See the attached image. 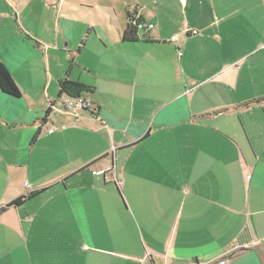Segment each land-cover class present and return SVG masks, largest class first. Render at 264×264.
<instances>
[{
    "label": "crops",
    "instance_id": "crops-1",
    "mask_svg": "<svg viewBox=\"0 0 264 264\" xmlns=\"http://www.w3.org/2000/svg\"><path fill=\"white\" fill-rule=\"evenodd\" d=\"M31 1L0 33V264H264V0Z\"/></svg>",
    "mask_w": 264,
    "mask_h": 264
},
{
    "label": "trees",
    "instance_id": "trees-1",
    "mask_svg": "<svg viewBox=\"0 0 264 264\" xmlns=\"http://www.w3.org/2000/svg\"><path fill=\"white\" fill-rule=\"evenodd\" d=\"M127 17L128 23L123 33V39L125 41H132L136 39L139 26L145 24V21L140 16L137 17L136 11L128 12ZM0 90L9 96L18 97L20 95L19 88L2 62H0ZM88 90L89 88L82 83L65 79L60 83L59 95L61 96L62 94H67L70 96H77L82 95L84 92H88ZM36 193L38 192L35 191L29 193L28 195L18 196L11 200L8 203V206H19L27 198L33 196Z\"/></svg>",
    "mask_w": 264,
    "mask_h": 264
},
{
    "label": "rangeland",
    "instance_id": "rangeland-1",
    "mask_svg": "<svg viewBox=\"0 0 264 264\" xmlns=\"http://www.w3.org/2000/svg\"><path fill=\"white\" fill-rule=\"evenodd\" d=\"M5 1H7V0H0V10L3 11V8H5L4 10H7L5 12H0V29H1L0 33H2L4 31L3 29L5 28V26H9V29H13L14 27H16L15 23H14V20L11 17L13 16V14H17V13L16 12L14 13L13 10L10 11V9H7L6 6L4 7ZM24 1L27 2L29 0H24ZM34 1L35 0L31 1V3H33ZM73 1L76 2V1H79V0H73ZM41 2L45 4V7L43 6V4ZM35 3H36V5H35ZM35 3L31 4V6H29V8L32 7L33 8V12L35 14H39V15L41 14L42 18H47L48 15L52 11V7H47L46 6L47 3H48L46 0H38ZM80 4L87 6L86 3H80ZM87 8H90V7H87ZM95 9L100 11V12L106 11V6L103 5L102 2L98 1V4L95 5ZM55 10H56V8H55ZM87 11H91V10H87ZM12 12H13V14H12ZM23 14L25 16H27L26 10L23 11ZM34 23H35V26H36V28L38 30V33L39 34H44L45 31L43 30L42 25L39 24L37 21L34 22ZM65 63H66V66H67L66 68H68L69 61L65 60ZM0 104H1V106H4V102L3 101H1Z\"/></svg>",
    "mask_w": 264,
    "mask_h": 264
},
{
    "label": "built area",
    "instance_id": "built-area-1",
    "mask_svg": "<svg viewBox=\"0 0 264 264\" xmlns=\"http://www.w3.org/2000/svg\"><path fill=\"white\" fill-rule=\"evenodd\" d=\"M145 27H152V24H143L140 25L139 28H145ZM191 32L193 34L197 33L196 29H192ZM91 100L85 98L82 95H77V96H66L62 101H61V105H63L64 110H78V109H86L91 105ZM50 107L56 108L55 104H51ZM53 129H49L48 132H52ZM107 170H111L109 167L105 168V169H96L94 171L95 174H104Z\"/></svg>",
    "mask_w": 264,
    "mask_h": 264
}]
</instances>
